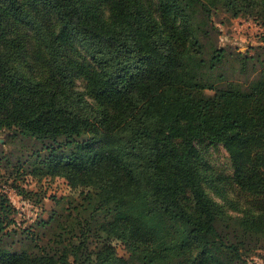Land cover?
Here are the masks:
<instances>
[{
	"label": "trees",
	"instance_id": "16d2710c",
	"mask_svg": "<svg viewBox=\"0 0 264 264\" xmlns=\"http://www.w3.org/2000/svg\"><path fill=\"white\" fill-rule=\"evenodd\" d=\"M220 13L264 37V0H0V135L16 148L0 177L23 199L26 177L69 192L24 225L0 190V264H132L118 244L150 264H248L264 246V43L220 44ZM206 188L251 200L228 214Z\"/></svg>",
	"mask_w": 264,
	"mask_h": 264
},
{
	"label": "rangeland",
	"instance_id": "374dc122",
	"mask_svg": "<svg viewBox=\"0 0 264 264\" xmlns=\"http://www.w3.org/2000/svg\"><path fill=\"white\" fill-rule=\"evenodd\" d=\"M215 18V22L221 31L220 44L222 45H232L239 49L240 52H252L251 48L255 47V42L264 43L261 40V28H259L250 19L236 18L232 19L229 16L220 13ZM262 53V52H261ZM264 53V52H263ZM264 58V55H262ZM76 88L79 91H83V85L80 80L75 81ZM207 95H212L213 92L206 90ZM264 105V99H260L255 105L260 108ZM5 134L0 135V151L3 157H13L15 147L8 144H3V138ZM198 148L204 159L216 170L217 173H222L224 175H229L231 173L229 169V160L226 151L221 146L213 145H200ZM3 170H0L2 173ZM4 173V172H3ZM5 175V176H4ZM0 177V190L5 191L9 196L11 203L18 210L16 219L18 221H25L24 225H29L35 223L38 219H46L51 215V213L59 209L60 204H56V198L65 197L69 195L68 189L65 183L60 179L54 180H43L40 183L33 184L30 183V178L26 177L25 182L19 181L17 185L21 189L27 192L28 197L23 199L19 192L9 186L11 180L4 184L6 174ZM208 195L211 199L228 214H237L239 209L246 206V203L251 200L246 194L240 193L237 189L226 188V193L224 191H214L206 188ZM230 200L233 206H230L226 202V197ZM117 253L123 256L132 264H150L148 259L143 255L134 252L131 249H125L122 245L118 244L116 246ZM248 264H264V246L258 249L247 257Z\"/></svg>",
	"mask_w": 264,
	"mask_h": 264
},
{
	"label": "crops",
	"instance_id": "0c3cea01",
	"mask_svg": "<svg viewBox=\"0 0 264 264\" xmlns=\"http://www.w3.org/2000/svg\"><path fill=\"white\" fill-rule=\"evenodd\" d=\"M255 45L258 46V45H261V43L260 42L259 43L255 42Z\"/></svg>",
	"mask_w": 264,
	"mask_h": 264
}]
</instances>
